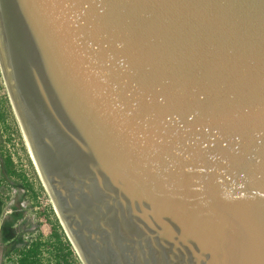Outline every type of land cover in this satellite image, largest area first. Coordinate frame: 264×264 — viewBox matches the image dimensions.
Wrapping results in <instances>:
<instances>
[{
    "label": "water",
    "instance_id": "95a60500",
    "mask_svg": "<svg viewBox=\"0 0 264 264\" xmlns=\"http://www.w3.org/2000/svg\"><path fill=\"white\" fill-rule=\"evenodd\" d=\"M0 70L82 264H264V0H0Z\"/></svg>",
    "mask_w": 264,
    "mask_h": 264
},
{
    "label": "rangeland",
    "instance_id": "374dc122",
    "mask_svg": "<svg viewBox=\"0 0 264 264\" xmlns=\"http://www.w3.org/2000/svg\"><path fill=\"white\" fill-rule=\"evenodd\" d=\"M5 156H10L13 169L21 174L8 180L0 177V264H14L16 249L33 236L48 240L58 232L59 223L28 157L0 72V175ZM48 247L52 249L53 245ZM44 254L53 255L48 251ZM68 262L75 264L73 258Z\"/></svg>",
    "mask_w": 264,
    "mask_h": 264
},
{
    "label": "trees",
    "instance_id": "16d2710c",
    "mask_svg": "<svg viewBox=\"0 0 264 264\" xmlns=\"http://www.w3.org/2000/svg\"><path fill=\"white\" fill-rule=\"evenodd\" d=\"M2 163L3 169L1 170L0 177L2 176L3 179L8 180L12 175H21L13 169L10 156H5ZM26 185L27 184H23V187H26ZM57 229L58 232H53L48 240H44L40 236H36L29 244L16 249V264H70L68 259L72 258L74 259L75 264H81L78 255L74 252L73 247L63 232L60 223ZM49 244L53 245L52 249L48 247ZM45 251H48L53 255L46 256L44 254Z\"/></svg>",
    "mask_w": 264,
    "mask_h": 264
},
{
    "label": "bare ground",
    "instance_id": "6f19581e",
    "mask_svg": "<svg viewBox=\"0 0 264 264\" xmlns=\"http://www.w3.org/2000/svg\"><path fill=\"white\" fill-rule=\"evenodd\" d=\"M0 72H1V70H0ZM1 75H2V72H1ZM2 78H3V76H2ZM3 84H4L5 88H6L7 97L9 99V102H10V105H11V108H12V111H13V114H14V117H15V119L17 121L18 126H19V129H20V132H21V135H22V138H23V142H24L25 147H26V150H27L28 157H29V159H30V161H31V163H32V165L34 167V170H35V172H36V174H37V176H38V178L40 180L41 175L38 173V171L36 169V166L33 163V160H34L33 152H32V150H31V148H30V146H29V144L27 142V138H26L25 132L23 131L22 124L20 123V120H19L20 118H19V115H18V113L16 111L15 105H14V103H12L11 98L9 97V93H8L7 87H6L5 82H4V78H3ZM40 183H41V181H40ZM44 190L46 191V193H47V195L49 197L50 205L52 206L53 211H54V213H55V215H56V217H57V219H58V221L60 223V219L58 217V212L56 210V206H55V204H54V202L52 200V197H51V195L48 194V190L46 188H44ZM72 247L75 250V252H76V254L78 255V258H79V253H78L79 251H78V249L76 248V246H73L72 245Z\"/></svg>",
    "mask_w": 264,
    "mask_h": 264
},
{
    "label": "built area",
    "instance_id": "2783aa9c",
    "mask_svg": "<svg viewBox=\"0 0 264 264\" xmlns=\"http://www.w3.org/2000/svg\"><path fill=\"white\" fill-rule=\"evenodd\" d=\"M36 236H33L31 238L28 239V242L26 244H29L31 241H33L35 239ZM14 264H16V259H15V262Z\"/></svg>",
    "mask_w": 264,
    "mask_h": 264
}]
</instances>
